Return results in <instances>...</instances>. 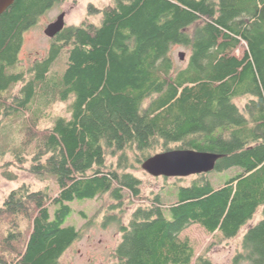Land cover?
Returning a JSON list of instances; mask_svg holds the SVG:
<instances>
[{"label": "trees", "instance_id": "trees-1", "mask_svg": "<svg viewBox=\"0 0 264 264\" xmlns=\"http://www.w3.org/2000/svg\"><path fill=\"white\" fill-rule=\"evenodd\" d=\"M63 1L16 0L0 16V114L28 116L14 164L24 167L31 152L29 172L53 176L58 186L51 195L22 184L5 199L0 264H61L81 237L65 226L69 203L108 193L116 201L126 193L141 198V180L125 171L130 154L145 162L174 149L222 155L213 172H238L217 187L202 174L174 200L149 199L121 226L114 257L117 264H193L195 249L181 239L190 226L232 239L264 208V0H113L89 8L102 14L99 24L66 26L48 58L8 72L25 32ZM175 46L189 51L184 67ZM62 53L63 74L54 69ZM59 101L70 102V117L40 129L35 108ZM117 154L116 169L108 157ZM262 213L233 264H264Z\"/></svg>", "mask_w": 264, "mask_h": 264}, {"label": "rangeland", "instance_id": "rangeland-1", "mask_svg": "<svg viewBox=\"0 0 264 264\" xmlns=\"http://www.w3.org/2000/svg\"><path fill=\"white\" fill-rule=\"evenodd\" d=\"M113 4V0H64L47 10L38 18L37 23L24 34V44L19 54L17 66L9 68L8 72H22L29 70L36 62L43 61L49 57L52 48V39L45 35V30L51 23L55 22L59 15L66 14V26H78L83 21L89 20L99 24L102 14L97 10L90 13L89 8L101 10ZM180 53L185 54V61L179 58ZM189 51L183 46H175L172 56L176 64L184 67L188 60ZM67 54L62 53L54 69L65 71ZM21 85L14 89L17 93ZM246 99L238 100L237 104L243 106ZM70 102H56L51 107H36L40 110L39 127L45 129L53 126L56 117H70ZM28 122L27 114L16 113L9 117L0 114V207L8 195L22 184L28 185L32 190H46L51 195L58 192V186L53 176H37L29 172L32 162V153L28 156L29 162L24 166L14 164L13 151L19 150L24 141V129ZM161 153V152H159ZM140 158V157H139ZM120 154L108 157V165L118 168ZM129 166L126 172L133 174L141 180V198L136 199L125 194L122 201H116L110 194L95 199H76L69 203L72 214L68 217L65 226H74L81 232L77 240L60 259L61 264H117L114 253L122 241L121 226L129 225L132 216L141 206H146L156 195H161L165 202L177 197L180 187L191 186L195 181L201 179L200 175L186 178H155L142 169L143 162H138L136 156L130 154ZM11 164L10 166H7ZM13 174L10 179L7 173ZM238 172L237 168L223 173L212 172L206 176L214 186L231 179ZM56 207H53L52 212ZM261 208L253 221L247 224L232 239H225L221 232L208 233L199 224H193L181 234V239H188L195 249L193 264L199 258H206L212 264H233L234 258L243 251L242 242L247 230L258 224L263 218ZM247 264V263H241Z\"/></svg>", "mask_w": 264, "mask_h": 264}, {"label": "water", "instance_id": "water-1", "mask_svg": "<svg viewBox=\"0 0 264 264\" xmlns=\"http://www.w3.org/2000/svg\"><path fill=\"white\" fill-rule=\"evenodd\" d=\"M16 0H0V16L5 13ZM65 13L45 30V35L54 39L66 28ZM180 60L185 61V54L180 53ZM223 156L210 152L192 149H174L158 153L142 164V169L152 177L186 178L195 175L209 174L215 171L217 162Z\"/></svg>", "mask_w": 264, "mask_h": 264}, {"label": "bare ground", "instance_id": "bare-ground-1", "mask_svg": "<svg viewBox=\"0 0 264 264\" xmlns=\"http://www.w3.org/2000/svg\"><path fill=\"white\" fill-rule=\"evenodd\" d=\"M65 18H66V16H65Z\"/></svg>", "mask_w": 264, "mask_h": 264}]
</instances>
